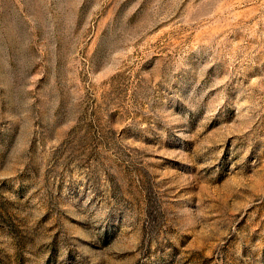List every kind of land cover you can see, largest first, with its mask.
Masks as SVG:
<instances>
[{"label": "rangeland", "instance_id": "374dc122", "mask_svg": "<svg viewBox=\"0 0 264 264\" xmlns=\"http://www.w3.org/2000/svg\"><path fill=\"white\" fill-rule=\"evenodd\" d=\"M0 264H264V0H0Z\"/></svg>", "mask_w": 264, "mask_h": 264}]
</instances>
